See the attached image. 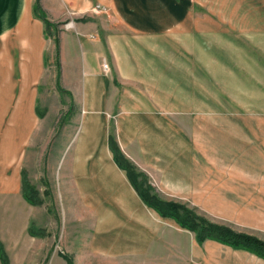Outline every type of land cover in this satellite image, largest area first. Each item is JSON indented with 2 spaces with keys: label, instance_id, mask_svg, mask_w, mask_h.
Returning <instances> with one entry per match:
<instances>
[{
  "label": "crops",
  "instance_id": "0c3cea01",
  "mask_svg": "<svg viewBox=\"0 0 264 264\" xmlns=\"http://www.w3.org/2000/svg\"><path fill=\"white\" fill-rule=\"evenodd\" d=\"M35 1L0 0V239L6 251L30 249L48 236L32 227L41 222L40 205L26 200L22 184L26 148L60 110L48 102L55 95L79 122L58 187L64 206L76 218L80 211L77 220L89 217L90 226L80 238L82 250L59 254L54 264H264L248 250L214 239L200 243L193 231L147 205L109 142L114 122L124 153H138L161 172L162 198L188 199L242 231H262L264 0H41L51 22H64V90L56 79L42 86L51 38L34 13ZM96 5L107 12H93ZM186 85L188 143L178 144L185 132L170 121L169 98ZM141 160L136 164L145 169Z\"/></svg>",
  "mask_w": 264,
  "mask_h": 264
},
{
  "label": "rangeland",
  "instance_id": "374dc122",
  "mask_svg": "<svg viewBox=\"0 0 264 264\" xmlns=\"http://www.w3.org/2000/svg\"><path fill=\"white\" fill-rule=\"evenodd\" d=\"M40 3L42 6L41 0ZM94 8L92 11L97 13L94 11ZM103 12H107V10L100 13ZM74 13V11H69L71 16L74 15ZM70 21H67L65 25L67 26ZM58 23V32H60L64 22ZM47 53L49 65L44 73L42 86L50 87L52 86L54 79H56L58 82L56 42L54 38H51L48 42ZM177 92V96H172L169 98L170 103H174L171 106L172 110L170 111L169 116L171 117L170 121L179 129L178 131L181 132V130H184V135H186L178 136L177 138L178 144H183L186 142L188 143V85H186L185 88L178 89ZM48 102L52 108L60 105V110L56 113L53 110L43 121L40 128L36 131L32 140L30 141V144L26 148L24 162L25 172L29 182L39 190V194L44 200L40 206L35 208L38 217L40 218L39 221L42 223L35 222L33 223L32 227L34 229L40 228L47 230L48 236L43 240L42 244H36L35 247L33 246L30 249L14 247L9 249V251H6L9 258V264H54L53 261L59 254H67L73 257L74 252L79 253L80 250H82L80 238L86 237L90 226L89 217H84V221L77 220L78 218H81V216L79 217L80 211L77 212L78 217L76 218L72 213H70L71 209L64 206V203L68 205V201L63 199L60 193V188L58 187L59 171L63 165L65 156L69 155L70 153V146L73 143L79 128L78 119L76 117H71V111H69L70 114L66 113L67 109L69 108L67 107L66 100L63 101L62 99H59L57 96L53 95L48 98ZM40 107L42 110H44V103H41ZM113 123L114 122H112L111 128H114ZM114 132L116 134L115 128ZM135 153H132V156H128L125 153L124 154L136 165V170L142 172L146 176V183L152 186V193H158L161 198L166 197L167 194L158 192V188L160 186L158 182L163 180L161 172L155 168L152 169L150 166H148L147 162H144L148 160H141L138 157L140 155ZM150 159L154 161L156 158L152 157ZM140 160L146 165L145 169L137 166L136 162H140ZM149 162L153 163L151 161ZM141 179L142 178L140 177V181H142ZM152 182L154 184L156 183V185L154 186ZM164 200H173L179 202L191 209L196 210L198 213L206 216L214 222L226 224L238 231H242L241 228H243V225L240 226L234 222L232 223L230 221L222 220L218 217L212 216L188 199L171 197V199ZM244 223L245 222H243V224ZM243 231L246 232L245 230ZM253 232L248 233L254 235L257 234L256 236L260 238L262 237L261 239H263L264 225L262 231ZM73 233L75 234V237L71 236ZM68 237H70V240ZM188 238H190V234H188ZM26 251L29 252L27 255L25 253ZM12 260L14 261L13 263ZM64 264L67 263L64 262Z\"/></svg>",
  "mask_w": 264,
  "mask_h": 264
},
{
  "label": "trees",
  "instance_id": "16d2710c",
  "mask_svg": "<svg viewBox=\"0 0 264 264\" xmlns=\"http://www.w3.org/2000/svg\"><path fill=\"white\" fill-rule=\"evenodd\" d=\"M34 13L37 17L44 21L46 27V36L48 38L55 39L56 63L58 67L57 83L58 88L60 90H64L60 85V40L58 34L59 23H53L47 18L46 13L41 6L40 0H36L34 4ZM48 65V57L46 56V66ZM109 142L117 164L122 169L127 171L128 177L138 190L144 202L147 205L153 207L160 215L173 218L183 228L193 231L200 243L207 239H214L226 245L232 246L233 248L248 250L259 257L264 258V239H261L260 237L248 232L238 231L229 225L214 222L184 204L173 200H164L158 195V193H152V186L146 183V176L142 172L137 171L136 165L123 153L114 132V128L111 129ZM140 177L142 178V181H140ZM22 186L24 197L30 204L40 205L44 202L43 198L39 194V190L29 182L25 171L23 173ZM0 260L2 264H9V258L1 239ZM69 264H71V261Z\"/></svg>",
  "mask_w": 264,
  "mask_h": 264
},
{
  "label": "built area",
  "instance_id": "2783aa9c",
  "mask_svg": "<svg viewBox=\"0 0 264 264\" xmlns=\"http://www.w3.org/2000/svg\"><path fill=\"white\" fill-rule=\"evenodd\" d=\"M94 11H96L97 13H100V12H102V11H106V9H105L104 7H102L101 5H97V6L94 8ZM72 24H73L72 21H70V22L67 24V26L69 27V26H71ZM103 69H104L105 72H108V71H109V66H108L107 63H104V64H103Z\"/></svg>",
  "mask_w": 264,
  "mask_h": 264
}]
</instances>
